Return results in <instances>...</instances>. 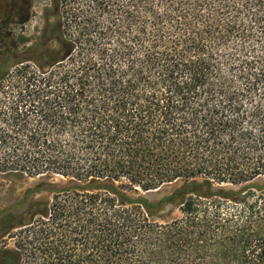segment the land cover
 <instances>
[{"label": "trees", "instance_id": "16d2710c", "mask_svg": "<svg viewBox=\"0 0 264 264\" xmlns=\"http://www.w3.org/2000/svg\"><path fill=\"white\" fill-rule=\"evenodd\" d=\"M57 16L39 44L0 43V174L52 196L0 264H264V0ZM168 206L181 216L155 220Z\"/></svg>", "mask_w": 264, "mask_h": 264}, {"label": "rangeland", "instance_id": "374dc122", "mask_svg": "<svg viewBox=\"0 0 264 264\" xmlns=\"http://www.w3.org/2000/svg\"><path fill=\"white\" fill-rule=\"evenodd\" d=\"M76 0H0V43L2 46L11 44L9 38L12 36L18 49L21 51L25 47L39 44L41 32L47 24L49 30L55 28L58 14L67 12ZM81 1V0H77ZM84 1V0H82ZM77 6V5H74ZM53 45V43H52ZM7 90V83H3ZM253 183L261 184L262 179ZM36 179L26 178L21 175L0 174V219L11 215L14 217L15 227L8 234L0 237V250L13 249L15 236L22 226L26 217L25 212L36 202H40L42 207L48 206L52 201L49 192H39L28 194L34 188ZM181 182H175L161 186L156 190L141 193L150 203H157L162 198L169 196L175 189L181 186ZM160 218L155 220L174 219L181 216L178 207L168 206L160 213Z\"/></svg>", "mask_w": 264, "mask_h": 264}]
</instances>
